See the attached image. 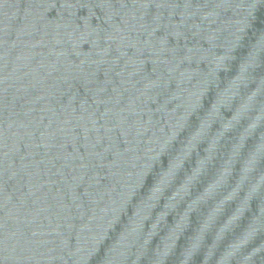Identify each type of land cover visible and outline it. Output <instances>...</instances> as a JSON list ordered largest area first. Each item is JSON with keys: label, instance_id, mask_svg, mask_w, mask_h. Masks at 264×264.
<instances>
[{"label": "water", "instance_id": "water-1", "mask_svg": "<svg viewBox=\"0 0 264 264\" xmlns=\"http://www.w3.org/2000/svg\"><path fill=\"white\" fill-rule=\"evenodd\" d=\"M0 264H264V0H0Z\"/></svg>", "mask_w": 264, "mask_h": 264}]
</instances>
